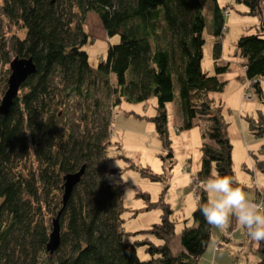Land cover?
<instances>
[{"label":"trees","instance_id":"1","mask_svg":"<svg viewBox=\"0 0 264 264\" xmlns=\"http://www.w3.org/2000/svg\"><path fill=\"white\" fill-rule=\"evenodd\" d=\"M237 1L248 13L259 12L261 0ZM225 10L217 0H1L0 15L19 24L24 35L12 37V58L31 59L35 69L23 79L17 90L22 92L12 98L6 113L0 114V264H198L210 234L198 210L206 203L204 190L197 185L192 222L185 220L180 228L182 253L169 252L175 230L171 210L163 203L158 204L160 221L136 232L139 241H125L121 218L125 210L119 188L108 182L105 153L110 109L121 97L155 98V114L149 119L168 147L165 105L176 99V93L181 118L176 131L193 124L201 128L193 183L211 176L233 181L227 124L221 105L212 98L221 92L224 83L219 76L229 68L228 62L216 65ZM88 12L96 14L106 37L118 38L108 42L105 58L95 69L82 49L88 40L82 29ZM206 15L215 38L210 76L200 66ZM234 47L243 59L241 80L264 101L259 81L264 77V37L241 35ZM7 51L0 38L1 67L11 60ZM8 74L9 70L0 77V99ZM97 92L111 100L108 116L101 99H95ZM70 99L77 101L79 112L66 130L69 115L62 108ZM246 120L251 135L264 139V114L258 111L256 118ZM80 166L84 167L80 180L62 206L61 178ZM256 166L264 172V159ZM140 173L151 181L163 176ZM59 209V247L49 254L45 244L51 224L48 229L44 216L53 214L52 219ZM139 245L147 258L136 254Z\"/></svg>","mask_w":264,"mask_h":264},{"label":"rangeland","instance_id":"2","mask_svg":"<svg viewBox=\"0 0 264 264\" xmlns=\"http://www.w3.org/2000/svg\"><path fill=\"white\" fill-rule=\"evenodd\" d=\"M259 12L248 13L247 6L237 0H217L220 8L225 7L223 27L224 31L220 38V57L216 65L220 66L228 62L229 68L219 76L223 81L221 92L213 93V103L221 105V115L227 124V136L230 139L231 172L234 187L241 188L247 198L253 202L264 203V172L257 168L256 163L264 159V139L253 137L247 125L246 118H256V112L264 114V101L256 96H247L241 93V84L236 76L241 72L240 59L235 54V41L241 36L252 33H261L264 37V0L259 2ZM1 4V0H0ZM207 16V15H206ZM210 16L205 19L201 46V71L208 76L213 75L212 47L215 38L210 27ZM83 32L88 40L82 46L88 56L87 62L95 69L98 60L105 58V51L109 43L117 42V36L106 37L96 14L88 12L85 15ZM23 30L19 24L5 20L0 15V38L8 48L7 58L13 56L10 44L12 37L23 38ZM109 42V43H108ZM225 60V62L222 59ZM8 71V65L0 66V77ZM261 92L264 100V77L261 80ZM114 76L111 77L113 85ZM22 91L18 92L20 95ZM252 94V93H251ZM1 96V94H0ZM166 105V139L168 147L162 138L155 132L150 117L155 114V98L149 97L144 101H129L121 97L118 106L109 111L110 99H104L99 92L95 99H101L103 114L111 113L110 126L108 129L107 166L110 173L108 182L119 188L120 199L124 208L121 215L122 229L126 233L125 241H139V230H148L152 224L160 221L162 208L159 203L167 205L171 210L169 219L174 222L177 237L184 221L192 222L191 213L195 208L197 185L204 190L203 180L190 183L188 178L195 174L199 167V148L202 143L200 137L201 128L193 124L189 128H175L181 126L180 111L177 105V96ZM67 109V110H66ZM62 110L68 113L66 124L67 130L77 120V101L70 99ZM71 120V121H70ZM80 129V127L78 128ZM175 129V130H174ZM171 153V157L168 153ZM30 162L34 167L31 157ZM118 165V166H117ZM146 170L151 174H162L161 179L151 181L140 172ZM199 192L197 191V195ZM208 199V194L204 190ZM259 194L262 198H259ZM256 196V199H255ZM206 199V202H207ZM55 212V211H54ZM53 212V213H54ZM55 214V213H54ZM53 214L44 216V222L50 228V220ZM209 241L204 252L198 257V264H211L212 256L215 264H264V241H254L247 232L237 227L232 221L226 229H216L211 226ZM154 240V239H153ZM155 241V240H154ZM178 244V243H177ZM171 251L176 253V245L172 242ZM139 258H147L143 246L136 247ZM208 259L206 260V258ZM42 264V263H41Z\"/></svg>","mask_w":264,"mask_h":264},{"label":"clouds","instance_id":"3","mask_svg":"<svg viewBox=\"0 0 264 264\" xmlns=\"http://www.w3.org/2000/svg\"><path fill=\"white\" fill-rule=\"evenodd\" d=\"M204 190L208 199L198 210L209 226L223 230L234 219L237 227L244 229L252 240L264 241V203L250 201L227 176L207 178Z\"/></svg>","mask_w":264,"mask_h":264},{"label":"water","instance_id":"4","mask_svg":"<svg viewBox=\"0 0 264 264\" xmlns=\"http://www.w3.org/2000/svg\"><path fill=\"white\" fill-rule=\"evenodd\" d=\"M34 67L32 64L31 59L28 58H23V57H13L9 62H8V70L9 74L7 77V87L4 91L3 96L0 99V114H5L7 109L9 108L11 104L12 98L16 97L18 93V88L20 84L24 81L23 79L30 75L34 71ZM84 167L80 166L79 170L74 173H69L64 176H62V196H61V201H62V206L65 204L66 199L68 198L71 189L73 186H75L79 180H80V175L83 172ZM59 211L57 212V215L51 219V228L48 233V239L45 244L46 251L48 253H52L55 251L59 246V224H57V219L59 216Z\"/></svg>","mask_w":264,"mask_h":264},{"label":"crops","instance_id":"5","mask_svg":"<svg viewBox=\"0 0 264 264\" xmlns=\"http://www.w3.org/2000/svg\"><path fill=\"white\" fill-rule=\"evenodd\" d=\"M222 59V58H221ZM224 62H225V60L224 59H222ZM242 63H243V59H242V61L240 62V67H241V69H240V73L236 76V79H238V82H240V84H241V93L243 92V87H244V84L246 83L245 82V79H243V80H241L242 78H243V68H242ZM260 80H262V78L260 79ZM262 90V89H261ZM243 94V93H242ZM166 105H167V103H166ZM166 105H165V107H166ZM117 108V107H116ZM175 130V129H174ZM199 162V161H198ZM199 168V167H198ZM198 168H197V170H198ZM196 170V171H197ZM195 171V172H196ZM196 174V173H195ZM195 174L194 175H192V176H190L189 178H188V182H189V184L191 183H193V181H192V178H194V176H195ZM193 198L196 200L197 199V196L195 195V194H193ZM255 199H256V196H255ZM257 200V199H256ZM250 201H253V200H251L250 199ZM257 203V202H256ZM233 221H234V219H233ZM235 222V221H234ZM141 231V230H140ZM172 242L173 243H175V245H176V253H174V252H172L171 251V244H172ZM178 243V244H177ZM168 248H169V252L172 254V256L173 255H176V254H179V253H182V249H181V246H180V241H179V235L177 236V237H172L170 240H169V243H168ZM208 259V257L206 258V260ZM211 261V264H215V257H214V255L212 256V260H210Z\"/></svg>","mask_w":264,"mask_h":264},{"label":"built area","instance_id":"6","mask_svg":"<svg viewBox=\"0 0 264 264\" xmlns=\"http://www.w3.org/2000/svg\"><path fill=\"white\" fill-rule=\"evenodd\" d=\"M260 81V83L262 82L261 80H259ZM243 93H245L246 94V97L247 96H251V97H253V96H255L254 95V92H252V90H251V88H250V83L249 82H246L245 84H244V87H243ZM252 93V94H251ZM194 180V178H192V181ZM259 198H262V195L261 194H259Z\"/></svg>","mask_w":264,"mask_h":264}]
</instances>
